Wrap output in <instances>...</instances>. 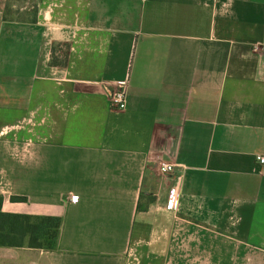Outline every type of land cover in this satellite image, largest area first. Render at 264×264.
Listing matches in <instances>:
<instances>
[{"label":"crops","instance_id":"crops-1","mask_svg":"<svg viewBox=\"0 0 264 264\" xmlns=\"http://www.w3.org/2000/svg\"><path fill=\"white\" fill-rule=\"evenodd\" d=\"M5 5L2 212L61 224L54 250L0 247V264L264 255V0H36L34 22ZM126 77L127 106L111 109L101 81Z\"/></svg>","mask_w":264,"mask_h":264},{"label":"trees","instance_id":"trees-1","mask_svg":"<svg viewBox=\"0 0 264 264\" xmlns=\"http://www.w3.org/2000/svg\"><path fill=\"white\" fill-rule=\"evenodd\" d=\"M34 22V19L32 20ZM67 47L51 49L50 65L63 66L67 61ZM24 197H10V202H25ZM0 197V247L29 248L52 251L56 247L61 219L51 216H30L2 212Z\"/></svg>","mask_w":264,"mask_h":264},{"label":"rangeland","instance_id":"rangeland-1","mask_svg":"<svg viewBox=\"0 0 264 264\" xmlns=\"http://www.w3.org/2000/svg\"><path fill=\"white\" fill-rule=\"evenodd\" d=\"M36 13V0H6L4 16L7 19L18 21H32ZM229 229L236 230L240 226L246 229V222L238 219L235 209H229ZM241 264H264V255L251 249L245 250L244 260Z\"/></svg>","mask_w":264,"mask_h":264},{"label":"built area","instance_id":"built-area-1","mask_svg":"<svg viewBox=\"0 0 264 264\" xmlns=\"http://www.w3.org/2000/svg\"><path fill=\"white\" fill-rule=\"evenodd\" d=\"M101 84L104 86L109 104L111 109L114 110H124L127 106V97L129 89V78L126 77L122 80H108L104 79L101 81ZM258 164H264V157L258 156L256 158ZM173 165L162 164L159 168V171L163 174H170L173 171ZM178 196V179L173 180L172 189H171V200H175ZM171 205V204H170Z\"/></svg>","mask_w":264,"mask_h":264}]
</instances>
